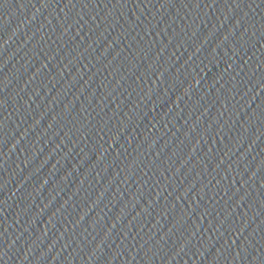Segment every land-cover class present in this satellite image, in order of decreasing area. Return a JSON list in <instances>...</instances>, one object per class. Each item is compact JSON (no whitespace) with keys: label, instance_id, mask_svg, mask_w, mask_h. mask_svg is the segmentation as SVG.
<instances>
[{"label":"water","instance_id":"water-1","mask_svg":"<svg viewBox=\"0 0 264 264\" xmlns=\"http://www.w3.org/2000/svg\"><path fill=\"white\" fill-rule=\"evenodd\" d=\"M0 264H264V0H0Z\"/></svg>","mask_w":264,"mask_h":264}]
</instances>
